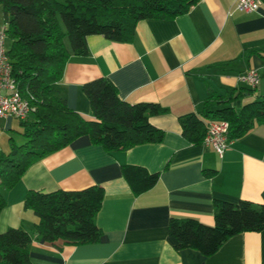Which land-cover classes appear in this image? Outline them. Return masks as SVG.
<instances>
[{
  "label": "crops",
  "instance_id": "1",
  "mask_svg": "<svg viewBox=\"0 0 264 264\" xmlns=\"http://www.w3.org/2000/svg\"><path fill=\"white\" fill-rule=\"evenodd\" d=\"M64 42L70 57L56 88L71 109L91 118L82 85L107 77L121 99L167 109L149 117L164 136L159 143L107 152L83 135L39 159L12 189L1 190L6 204L0 211V234L9 228L35 231L38 218L23 206L27 190L96 184L104 189L96 216L98 242L58 249L34 234L28 246L32 264H264V230L235 235L209 257L177 250L168 234L171 217L212 225L214 200L264 204V121L229 139L222 157L211 145L188 142L178 122L182 114L203 110L208 88L221 97L233 88H250L239 80L250 68L257 70L258 84L240 96V103L264 94V59L255 52L245 54L257 49L264 56V3L244 12L236 9L235 0H200L173 19L138 21L130 42L87 35V56L74 55L67 38ZM217 100L209 101L207 109L224 105ZM2 120L11 127L10 118ZM124 164L159 172L158 181L135 195L122 174Z\"/></svg>",
  "mask_w": 264,
  "mask_h": 264
},
{
  "label": "trees",
  "instance_id": "2",
  "mask_svg": "<svg viewBox=\"0 0 264 264\" xmlns=\"http://www.w3.org/2000/svg\"><path fill=\"white\" fill-rule=\"evenodd\" d=\"M199 1L0 0L11 74L33 108L26 118L17 119V132L23 141L16 143L10 136L8 151L0 150V211L6 204L2 189H12L30 165L80 136H87L92 144L107 152L163 139L164 131L153 125L149 117L167 109L154 102L130 103L121 99L107 77H97L82 85L91 118L67 105L56 88L70 57L64 39L67 38L74 55L87 56V35L100 34L113 41L130 42L138 21L173 19L187 13ZM253 52L264 59L257 49L246 50L245 54ZM253 91L254 88H233L221 97L208 88L199 114L188 112L178 116L181 134L188 142L198 144L203 142L210 120H224L229 124L228 139L242 137L256 122L264 121V94L237 106L240 96ZM214 99L224 105L207 109L206 104ZM121 171L135 195L153 187L159 178V172H149L134 164L122 165ZM103 197V187L96 184L77 190H27L23 206L34 212L38 224L33 233L9 228L0 234V264H32L28 246L34 234L58 249L98 242L101 232L96 216ZM262 230L264 204L244 199L235 203L214 200L210 226L193 218L171 217L168 221V234L176 240L177 250L192 249L205 257L216 253L235 235Z\"/></svg>",
  "mask_w": 264,
  "mask_h": 264
},
{
  "label": "built area",
  "instance_id": "3",
  "mask_svg": "<svg viewBox=\"0 0 264 264\" xmlns=\"http://www.w3.org/2000/svg\"><path fill=\"white\" fill-rule=\"evenodd\" d=\"M262 0H235V7L244 12L257 11ZM11 63L7 54L5 27L0 29V118L24 119L32 111L27 98L17 88L15 78L11 74ZM241 82L250 87L258 84V72L255 68L248 69L239 76ZM229 124L224 120H210L203 142L211 145L222 157L228 147Z\"/></svg>",
  "mask_w": 264,
  "mask_h": 264
},
{
  "label": "rangeland",
  "instance_id": "4",
  "mask_svg": "<svg viewBox=\"0 0 264 264\" xmlns=\"http://www.w3.org/2000/svg\"><path fill=\"white\" fill-rule=\"evenodd\" d=\"M4 27V22H3V14H2V8L0 4V29ZM6 46H9V40H6ZM250 87V86H248ZM251 88V87H250ZM254 92V91H253ZM11 119V127L7 128L4 126V121H0V150L1 151H8L9 146H8V138L12 136L16 143H20L23 141V137L17 132L20 130L18 120L15 118H10Z\"/></svg>",
  "mask_w": 264,
  "mask_h": 264
},
{
  "label": "water",
  "instance_id": "5",
  "mask_svg": "<svg viewBox=\"0 0 264 264\" xmlns=\"http://www.w3.org/2000/svg\"><path fill=\"white\" fill-rule=\"evenodd\" d=\"M239 104H240V101H237V106H239Z\"/></svg>",
  "mask_w": 264,
  "mask_h": 264
}]
</instances>
